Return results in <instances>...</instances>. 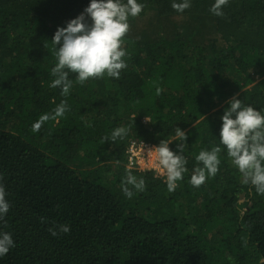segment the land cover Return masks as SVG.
<instances>
[{"label": "trees", "instance_id": "16d2710c", "mask_svg": "<svg viewBox=\"0 0 264 264\" xmlns=\"http://www.w3.org/2000/svg\"><path fill=\"white\" fill-rule=\"evenodd\" d=\"M88 2L0 0V184L10 204L0 230L15 241L0 264H264V195L222 145L217 174L189 183L195 156L220 143L229 99L264 112V0H229L223 16L209 11L213 0L183 13L172 0H140L119 79L81 85L70 74L62 97L49 87L50 40ZM61 100L70 111L33 133ZM121 126L127 135L112 141ZM177 127L188 171L169 192L153 170L128 167L126 150L130 140H173L178 151ZM129 169L146 182L131 199L121 190ZM65 223L69 233L50 234Z\"/></svg>", "mask_w": 264, "mask_h": 264}, {"label": "clouds", "instance_id": "9594fccd", "mask_svg": "<svg viewBox=\"0 0 264 264\" xmlns=\"http://www.w3.org/2000/svg\"><path fill=\"white\" fill-rule=\"evenodd\" d=\"M228 4L229 0H213L209 11L215 16H223V9ZM171 6L177 13H183L191 7V0H172ZM143 8L144 4L140 0H89L83 11L66 21L65 26H57L50 40L56 63L50 69L53 79L49 87L59 88L60 95L67 97L73 88L70 74H75L76 82L81 85L89 79L105 75L119 79L121 70L127 67L124 59L127 52L122 45L129 31V20L139 16ZM227 103L220 117V143L210 150L202 149L195 156L198 166L194 167L189 183L199 187L217 174L222 145L231 163L242 174L243 183L254 187L258 195H264V112L235 96ZM69 111L67 101L61 100L51 112L41 114L33 122L31 130L33 133L39 132L46 122L57 121ZM127 133L126 127H117L111 132L110 138L112 141L123 139ZM186 138L187 133L177 127L174 140L180 142L178 151L169 148L173 140H161L154 146L156 170L164 177L169 192L176 190L178 182L184 179L188 171L187 158L182 154ZM107 139L103 137L101 142ZM145 188L146 182L142 176L134 175L131 169L126 171L121 184L126 198L131 199ZM6 195L3 184H0V221L10 209ZM41 222H44V218H41ZM49 232L52 236L67 234L70 225H54ZM14 246L11 233L0 230V259ZM226 259L229 264H233L231 256Z\"/></svg>", "mask_w": 264, "mask_h": 264}, {"label": "built area", "instance_id": "2783aa9c", "mask_svg": "<svg viewBox=\"0 0 264 264\" xmlns=\"http://www.w3.org/2000/svg\"><path fill=\"white\" fill-rule=\"evenodd\" d=\"M154 146L156 145L143 140H130L126 150L128 167H137L142 171L153 170L164 180V177L159 175L156 170Z\"/></svg>", "mask_w": 264, "mask_h": 264}, {"label": "rangeland", "instance_id": "374dc122", "mask_svg": "<svg viewBox=\"0 0 264 264\" xmlns=\"http://www.w3.org/2000/svg\"><path fill=\"white\" fill-rule=\"evenodd\" d=\"M152 22H153V23H158L159 21H157V20H152Z\"/></svg>", "mask_w": 264, "mask_h": 264}]
</instances>
